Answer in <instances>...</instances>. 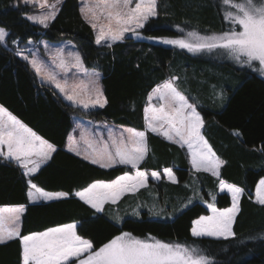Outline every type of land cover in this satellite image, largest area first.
Masks as SVG:
<instances>
[{"label":"trees","instance_id":"1","mask_svg":"<svg viewBox=\"0 0 264 264\" xmlns=\"http://www.w3.org/2000/svg\"><path fill=\"white\" fill-rule=\"evenodd\" d=\"M221 1L157 0V15L137 31L139 36L111 42L109 47L105 42L96 44L93 28L81 16L79 0H62L56 18L47 28L26 18L32 13L31 5L22 0H0V28L8 33L0 44V105L57 148L33 176H25L17 163L0 157V206H26L21 217L22 235L79 222L82 227L78 234L93 240L97 247L121 231H128L137 237L151 234L163 241L197 247L209 257V264H264V206L253 201L255 185L264 177V79L256 73L226 69L209 55L194 56L152 41L178 38L186 31H226L230 24L224 20ZM38 40L73 45L84 67L100 74L99 86L108 101L104 108L84 111L39 79L29 62L17 55L26 42ZM173 76L177 77L175 85L204 119L203 135L226 162L219 177L192 171L182 148L147 132L149 151L138 169L171 167L176 183L161 180L151 191L141 189L114 205L106 204L102 213L75 195L28 202L29 179L48 192L74 193L95 180L109 181L132 172L124 165L101 168L67 151L73 117L143 131L150 91ZM221 179L245 189L233 224L235 235L228 239L193 237L192 221L208 213L202 201L209 199V193L216 196V207L230 206V197L218 192ZM193 196L197 197L178 209L181 202ZM149 197L165 207V216L148 214L145 202ZM135 205L139 207L138 217L129 214ZM113 214L120 218L119 224ZM0 264H21L18 238L0 244Z\"/></svg>","mask_w":264,"mask_h":264},{"label":"snow or ice","instance_id":"2","mask_svg":"<svg viewBox=\"0 0 264 264\" xmlns=\"http://www.w3.org/2000/svg\"><path fill=\"white\" fill-rule=\"evenodd\" d=\"M24 3L38 4L40 8L47 9L41 15L26 17L34 24L47 28L49 22L56 18L59 11L57 5L62 4V0H54L51 4L48 0H24ZM222 3L228 6L224 19L235 27L207 36L190 31L187 36L191 39L164 38L163 42L189 52L221 49L241 65L252 67L258 62L257 70L264 74V0H222ZM80 13L94 30L98 29L95 42L99 45L102 42L123 40L126 33L139 36L137 29L143 28L151 17L157 15V0H81ZM100 20L106 23L98 25ZM7 36L6 30L0 28V44L5 42ZM20 54L17 52V55ZM23 59L28 60V57L24 56ZM29 62L42 82L53 84L73 105L90 110L104 108L107 104V98L99 86L100 74L95 71L88 74L78 52H68L66 57L63 49H57L53 55L52 63L56 68L65 73L75 68L87 76V79H79L71 86L67 78L61 81L57 79L56 72L45 71L46 66L37 59ZM176 79L175 76L169 78L149 93V102L155 99L158 104L149 103L144 108V131L134 128L113 131L109 128L107 140L102 137L89 140L81 132V140L85 145L83 150L71 135L67 150L101 168L122 164L138 169L149 151L147 132H151L182 147L187 146L191 165L197 172H211L213 176L219 177L220 168L226 162L217 156L203 135L205 121L195 104L190 103L189 98L174 84ZM234 134L240 135L239 132ZM56 151L54 144L0 105V157L14 160L24 169L25 176H33ZM161 175L155 171L151 173V177L157 180ZM163 175L176 183L171 168H165ZM148 179L145 171L137 170L135 174L126 171L109 181L95 180L74 193L48 192L29 179L27 197L29 202H37L61 200L75 195L97 213H102L106 204L114 205L127 193H136L147 187ZM219 187L221 192L231 194V206L216 207V196L213 195V202L207 203L211 214L201 215L192 221L193 237L228 239L235 235L233 224L240 211V198L245 189L222 179ZM255 202L264 206V179L256 184ZM25 210V205L0 207V244L18 238L21 264H209V257L201 254L196 247L163 241L151 234L137 237L132 232L121 231L97 247L93 240L78 234V228L82 227L79 222L22 235L21 217ZM119 219L117 217V222Z\"/></svg>","mask_w":264,"mask_h":264},{"label":"rangeland","instance_id":"3","mask_svg":"<svg viewBox=\"0 0 264 264\" xmlns=\"http://www.w3.org/2000/svg\"><path fill=\"white\" fill-rule=\"evenodd\" d=\"M80 1V6H81V0ZM22 2H24V0H22ZM54 0H48V3L51 4L53 3ZM32 6V13L29 14V15H41L43 14L47 9H42L39 7L38 4H29ZM134 6V5H133ZM221 6H222V11H223V17L225 16V10L228 8V6L224 5L221 1ZM58 7V5H57ZM28 15V16H29ZM225 20V19H224ZM227 23L230 24L229 21L225 20ZM98 25L100 23H106V21H103V20H100L97 22ZM39 25V24H38ZM42 26V25H41ZM230 27H235L234 25H229V28ZM228 28V29H229ZM140 29V28H139ZM137 29V31L139 30ZM227 29V30H228ZM94 30V29H93ZM226 30V31H227ZM95 32V37L97 35V32H98V29L97 30H94ZM190 32V31H186L184 32L181 37H178V38H167V39H179V38H184V39H191L187 36V33ZM220 34V33H218ZM200 35H204V36H207V35H212V34H200ZM126 37H136V36H133L131 33H126L125 34V38ZM163 39L164 38H161V39H153L152 41L155 42L156 44L158 45H162V46H166V47H170V48H176V49H179V50H183L185 51L186 53L190 54V55H201V54H206V55H209L211 58H213L214 60H216L217 62H219L220 64L222 65H225L226 69H231V68H235V70L239 71V70H242V71H245V72H251V73H256L258 76H260L261 78L264 79V74H262L260 71L257 70V68L259 67L258 65V62L254 63V65L252 67H249L248 65H241L239 63H237L234 59H232L231 57H229L226 52H224V50H221V49H213L211 51L207 50V49H204V50H201L199 52H189L187 49H181L179 48L178 46H175V45H170V44H166L163 42ZM39 41V40H38ZM40 42H34V41H31L29 44H24L23 46H21V48L18 50V52H20L21 54L20 55H24V56H27V53H32L31 56H33L34 52H39L40 53V50H41V47H38ZM61 43V42H59ZM62 43H69V42H62ZM104 43V42H103ZM105 43H111V41L109 42H105ZM37 47V48H36ZM58 49H63L64 53H65V56L67 57V53L68 52H76V50L74 49L73 45L70 43V45H66V46H60V48ZM47 50V53L45 54L47 57L48 56H51L53 58V56L50 54V52L48 51V48L45 49ZM88 72H93L92 70H88ZM96 72V71H95ZM98 73V72H97ZM75 74V77L74 75ZM61 78L59 80H63L65 78L68 79L69 81V86H71L74 82H78L79 79H87V76L82 72V71H77V69L75 68H71L67 73H65L64 71H62V75L60 74ZM168 80V79H167ZM166 81V80H165ZM176 81V80H175ZM175 81H174V84H175ZM163 83V82H162ZM160 83V84H162ZM158 84V85H160ZM157 86V85H156ZM155 86V87H156ZM154 87V88H155ZM152 91V90H151ZM150 91V92H151ZM220 97V96H218ZM190 103H193L192 101L189 100ZM149 103H152L153 105H156L158 104V101L153 99L151 102H149L148 98H147V103H146V106L149 104ZM76 106V105H75ZM145 106V107H146ZM80 109L84 110L83 108L79 107ZM98 108V107H97ZM197 110V109H196ZM84 111H87V110H84ZM201 115V114H200ZM73 124H74V130H76L79 134L78 136V140L81 142V150H83L82 148V145L84 146V143L83 141L81 140V132H83L85 134V137L89 140H97V139H100L101 137L104 139V140H107L108 138V129L111 128L113 131H119V130H122V129H126V128H129V127H122V126H116V125H113L111 123H108L106 121H103V120H96V119H92V118H87V117H82V116H78V115H75L73 117ZM145 130V128H144ZM143 130V131H144ZM155 134V133H153ZM157 135V134H156ZM160 136L161 138H163L164 140H166L167 142H170V143H173L169 140H167L166 138H164L163 136L161 135H158ZM73 137V136H72ZM69 141V140H68ZM69 143V142H68ZM68 143L66 145V148L68 146ZM177 146H179L180 148H182L186 154V158H187V162H188V165L190 167V169L192 171H196L192 165H191V156H190V152L189 150L187 149V146H181L179 144H176V143H173ZM79 145V144H78ZM116 165H122V164H116ZM115 166V165H114ZM126 166V165H124ZM129 167H131L130 165H127ZM168 168H171V167H168ZM165 168L161 169V170H145V172L148 174V185L147 187L145 188H141V189H151L154 187V185L156 183H158L159 181L163 180V181H166V182H169V183H173L171 180H169L167 178V176L163 175V170ZM173 170V168H171ZM24 170V169H23ZM139 170V169H132V172L131 174H135V172ZM140 171H143V170H140ZM155 171V172H159L161 173V178L160 179H153L151 177V173ZM204 172V171H203ZM206 173H209L211 174V172H206ZM173 174L175 175V172L173 170ZM212 175V174H211ZM176 177V176H175ZM176 182H177V178H176ZM228 183V182H227ZM139 189V190H141ZM218 192L219 193H226L229 197H230V200H231V194L230 193H227L226 191L224 192H221L220 191V187H219V184H218ZM137 193V192H136ZM136 193H127L126 195H134ZM153 193V192H152ZM151 193V194H152ZM125 196V195H124ZM212 196H213V193H209V199L207 201H202V203L204 204V206L207 208V203H211L213 202L212 201ZM197 196H193V197H189L187 200H185L184 202H181L180 205H179V210L183 209L185 206H187L188 204H190L194 198H196ZM198 197H200V195H198ZM190 201V202H189ZM232 203V202H231ZM231 203H230V206H231ZM145 210H147L148 214L151 216V217H161V216H165L164 213V208L163 205L159 204L157 202V200L153 197H149L146 202H145ZM229 206V207H230ZM208 210V209H207ZM170 211H168V215L170 216L171 214L169 213ZM129 214L133 215L134 217H138L139 215V207L138 206H134L133 208L130 209V212ZM210 211L208 210V213L205 214V215H210ZM113 218H117V215L116 214H113L112 216ZM121 221V220H120ZM117 222V224L120 223ZM207 237V236H206ZM213 238V237H211ZM197 248V247H196ZM199 249V248H197ZM200 250V249H199ZM201 252V250H200ZM201 254H203L201 252ZM204 255V254H203ZM209 262H210V259H209Z\"/></svg>","mask_w":264,"mask_h":264},{"label":"crops","instance_id":"4","mask_svg":"<svg viewBox=\"0 0 264 264\" xmlns=\"http://www.w3.org/2000/svg\"><path fill=\"white\" fill-rule=\"evenodd\" d=\"M34 42H40L39 43V45H38V47H41V50H40V53L39 52H34L33 54V56H31L32 55V53L30 54V53H27V57H28V62L29 61H31L32 59H37L38 61H40L43 65H45L46 67H45V71H48V70H52V71H54V72H56L57 73V79L59 80L60 78H61V76H60V74L62 75V71L63 70H61V69H58V68H56L55 67V65L52 63V60H53V58L51 57V56H46L45 54L47 53V50H45V49H47L48 48V51L50 52V54L53 56L54 55V53L56 52V50L58 49V48H60V46H62V44H63V46H66V45H70V43H50V42H47V41H44V40H39V41H34ZM30 42L28 41V42H26L25 44H29ZM37 48V47H36ZM21 58H23L24 57V55H19ZM29 64H30V62H29ZM30 66H31V64H30ZM32 67V66H31ZM88 74H91V72H88ZM39 77V76H38ZM39 79L41 80V77H39ZM42 81V80H41ZM47 83V82H46ZM48 84H50V83H48ZM58 93H59V90L58 89H56L55 88V86L53 85V84H50ZM59 95H61L67 102H69V103H71L72 104V102H70V101H68L65 97H64V95L63 94H61V93H59ZM73 126H74V124H73ZM73 136L74 138H75V140H76V142L79 144V146L81 145V142L78 140V136H79V134H78V132L76 131V130H74V127L72 128V131L70 132V134L68 135V137H67V140H66V145H67V143L69 142L68 140H69V136ZM65 145V146H66ZM85 147V145L83 146L82 145V148H84ZM66 150H67V148H66ZM68 151V150H67ZM70 153H72V154H74L75 155V153H73V152H70ZM78 157H80V158H82L83 159V157L82 156H78ZM3 159H5L4 157H2ZM5 160H10V161H13V162H15L14 160H11V159H5ZM87 161V160H86ZM16 163V162H15ZM99 166V165H98ZM260 179H264V177H262V178H260ZM259 179V180H260ZM259 180L257 181V183L259 182ZM256 183V184H257ZM29 187V186H28ZM255 187H256V185H255ZM27 192H28V189H27ZM28 198V197H27ZM253 201L255 202V188H254V191H253ZM28 202H29V200H28ZM37 202H41V201H37ZM44 202H47V201H44ZM29 203H36V202H29ZM256 203V202H255ZM258 204V203H257ZM10 206H16V205H10ZM0 207H7V206H0ZM229 207V206H228ZM214 238V237H213Z\"/></svg>","mask_w":264,"mask_h":264}]
</instances>
